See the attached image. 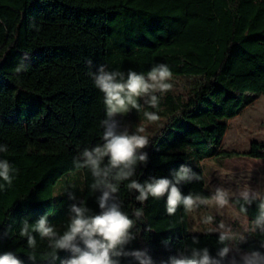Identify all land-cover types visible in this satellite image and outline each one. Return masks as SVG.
Segmentation results:
<instances>
[{"label":"trees","instance_id":"obj_1","mask_svg":"<svg viewBox=\"0 0 264 264\" xmlns=\"http://www.w3.org/2000/svg\"><path fill=\"white\" fill-rule=\"evenodd\" d=\"M21 62L25 69L17 72ZM158 63L187 81V96L168 93L156 108L139 101L141 118L155 112L163 122L141 150L148 162L137 166L133 179H171L185 165L200 180L179 185L182 194L209 198L202 162L245 157L263 161L258 185L264 195V138L246 152L220 148L227 121L264 96V0H0V144L8 146L0 159L16 170L12 185L0 190V255L11 251L33 264L21 223L47 214L62 233L73 203L69 194L99 213L90 170L73 162L83 148L103 143L105 105L91 74L103 64L146 75ZM127 184L117 194L123 210L132 218L136 209L144 215L126 250H146L162 264L186 248L207 247L215 256L222 247L218 233L189 231L183 206L169 215L166 196L141 204ZM234 199L229 205L248 221L236 248L264 252V236L250 231L259 201L243 214ZM36 241L35 264H50L47 240L37 235ZM58 256L54 264L70 253ZM120 260L136 264L131 257Z\"/></svg>","mask_w":264,"mask_h":264},{"label":"clouds","instance_id":"obj_2","mask_svg":"<svg viewBox=\"0 0 264 264\" xmlns=\"http://www.w3.org/2000/svg\"><path fill=\"white\" fill-rule=\"evenodd\" d=\"M91 63V62H89ZM25 69L21 62L16 71ZM95 87L103 94L105 105V118L100 121L103 129L101 144L83 148L74 158L77 169H89L93 183V192H99L96 202L99 213L93 214L82 200L75 194H69L70 204L68 209L69 220L65 230L61 233L49 222L47 214L41 215L34 223L25 219L20 226L19 235L26 238L27 247L33 249L29 259L36 262L34 250L37 246L36 236L47 240L50 264L59 259L58 252L66 251L70 256L60 261V264H121L120 258L131 257L136 264H155V261L146 250H126L135 239L133 229L137 221L144 215L143 209H136L134 218L123 210V203L118 198L120 184L128 181L126 187L129 192L138 193L135 199L143 204L152 197L161 199L166 196V211L173 215L177 208L183 206L186 213L192 212L201 205H208L211 201L218 208L229 205L230 200L239 205L240 213L246 214L247 207L254 201L258 203V214L251 221V232H259L264 236V195L248 187L238 193H232L223 188H216L214 193L205 198L199 194H182L179 185L199 181L200 176L191 168L181 165L172 173V178H151L143 183L133 179L139 164H147L148 154L141 150L149 146V138L143 135L145 129L138 127L134 132L127 128L119 130L116 116L129 112L131 109L139 110L140 99L152 108H156L159 97L156 93H166L173 87L172 72L167 64L154 65L145 75L129 69L126 73L119 70H108L101 64L91 74ZM149 121L159 120L155 112H145ZM8 151L6 144H0V153ZM107 162L105 163V159ZM15 169L7 159H0V190L11 186L14 180ZM243 201V203H240ZM213 216L203 218V223L214 224ZM218 233V243L222 245L213 256L207 247L186 248L170 256L162 264H264V252L251 250L239 252L237 242L244 241V234L234 231L231 226L221 221L213 227L210 233ZM193 244L199 241L193 237ZM167 244V241L164 242ZM264 247V243L261 244ZM237 251V255L229 258V253ZM0 264H23L15 253L9 251L0 255Z\"/></svg>","mask_w":264,"mask_h":264},{"label":"rangeland","instance_id":"obj_3","mask_svg":"<svg viewBox=\"0 0 264 264\" xmlns=\"http://www.w3.org/2000/svg\"><path fill=\"white\" fill-rule=\"evenodd\" d=\"M173 85L172 89L166 93H156L159 97H164L168 93L174 96L185 98L187 96V81L182 78H172L169 81ZM142 102L144 108L147 104ZM119 124V130L134 132L138 127L145 129L143 135L148 138L160 128L163 120L159 117L157 121H149L141 118L136 109L115 117ZM227 131L222 139L220 148L223 151L246 152L249 144L253 141H262L264 138V96H261L252 105L242 110L238 116L227 121ZM262 166L261 160L245 157L221 159L214 157L202 162L201 167L205 178V190L211 195L216 188H223L232 193H238L245 187L258 192L259 169ZM56 191V190H55ZM199 211L189 212V231L201 233L211 231L221 221L231 226V228L241 233L247 226V219L242 217L230 205L218 208L211 201L208 205H202ZM213 216L214 224L203 223V218ZM236 223L237 226L234 225Z\"/></svg>","mask_w":264,"mask_h":264},{"label":"crops","instance_id":"obj_4","mask_svg":"<svg viewBox=\"0 0 264 264\" xmlns=\"http://www.w3.org/2000/svg\"><path fill=\"white\" fill-rule=\"evenodd\" d=\"M256 101H257V100H256ZM261 162H262V164H263V161H262V160H261ZM258 192H259V191H258ZM202 208H203V207H202ZM242 217H243V216H242ZM246 219H247V218H246ZM234 225L237 226L236 223H234Z\"/></svg>","mask_w":264,"mask_h":264}]
</instances>
